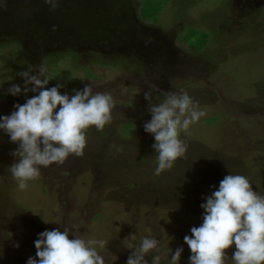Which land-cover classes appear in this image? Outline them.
I'll list each match as a JSON object with an SVG mask.
<instances>
[{
    "label": "rangeland",
    "instance_id": "1",
    "mask_svg": "<svg viewBox=\"0 0 264 264\" xmlns=\"http://www.w3.org/2000/svg\"><path fill=\"white\" fill-rule=\"evenodd\" d=\"M42 63L56 75L48 88L110 93L113 118L87 129L82 156L42 167L24 190L8 170L18 144L0 130V264H26L39 233L73 226L106 240V264H127L125 242L147 235L173 252L182 246L180 264H190L184 237L226 175L264 194V0H4L0 115L38 94L7 89ZM180 89L206 115L181 134L186 154L156 176L149 103Z\"/></svg>",
    "mask_w": 264,
    "mask_h": 264
},
{
    "label": "clouds",
    "instance_id": "2",
    "mask_svg": "<svg viewBox=\"0 0 264 264\" xmlns=\"http://www.w3.org/2000/svg\"><path fill=\"white\" fill-rule=\"evenodd\" d=\"M45 2L55 6L56 0ZM3 3L0 0V5ZM18 75L24 78L23 86L13 84L8 94H38L23 104L16 103L11 114L0 115V130L18 144L12 152L18 160L8 170L18 188L24 190L29 181L39 178L42 167L63 164L72 155L82 156L88 143L87 129L95 126L103 130L112 121L115 101L110 93L94 92L92 85L74 89V95L62 94V84L46 87L56 75L43 63L35 74L27 69ZM145 99L151 101L149 92ZM148 110L151 119L145 122L144 129L154 136L157 166L153 174L159 176L186 154L187 144L181 134L206 113L183 89L165 92L164 99L157 104L150 102ZM205 201L201 204L202 224L193 226L191 235L184 237L192 253L190 264H227L226 250L233 245L232 264H264V194L254 190L250 179L228 174ZM43 219L53 222L44 216ZM38 237L34 242L36 254L26 264H106L102 252L106 240L86 238L76 226L64 227L63 231L45 230ZM161 239L147 235L136 243L126 241L125 246L133 249L127 264H180L184 248L173 252L162 245ZM131 240L136 241V236L132 235Z\"/></svg>",
    "mask_w": 264,
    "mask_h": 264
},
{
    "label": "flooded vegetation",
    "instance_id": "3",
    "mask_svg": "<svg viewBox=\"0 0 264 264\" xmlns=\"http://www.w3.org/2000/svg\"><path fill=\"white\" fill-rule=\"evenodd\" d=\"M9 5H10V4H9ZM12 6H16V4H15V3H13V4H12ZM12 6H11V8H12ZM11 10L13 11V8H12Z\"/></svg>",
    "mask_w": 264,
    "mask_h": 264
}]
</instances>
